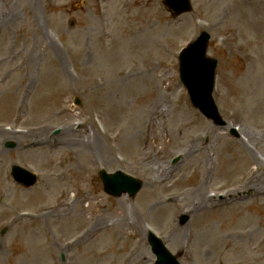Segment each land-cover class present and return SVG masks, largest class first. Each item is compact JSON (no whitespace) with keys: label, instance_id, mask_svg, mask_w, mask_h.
Segmentation results:
<instances>
[{"label":"rangeland","instance_id":"rangeland-1","mask_svg":"<svg viewBox=\"0 0 264 264\" xmlns=\"http://www.w3.org/2000/svg\"><path fill=\"white\" fill-rule=\"evenodd\" d=\"M192 2L193 11L173 17L162 0H0L7 17L0 21V125L10 131L0 134V264H154L149 228L181 264H264V0ZM204 28L212 34L209 54L219 58L214 97L224 125L191 104L179 79L178 52ZM141 39L147 44L130 43ZM131 63L129 76L123 70ZM148 82L144 93H124ZM157 83L168 95L162 108L173 115L184 106L189 115L166 121L178 128L168 139L147 123L133 126L137 149L122 153L120 137L102 131L118 132L121 98L138 110ZM40 125L51 139L42 156L27 136ZM89 137L97 139V153ZM145 137L155 147L144 148ZM13 164L35 171V185L14 181ZM156 166L172 176L156 179ZM101 168L124 170L142 187L134 196L109 195ZM200 184L216 201L191 211ZM40 186L49 199L27 195ZM225 191L246 196L227 203ZM87 228L93 231L76 245Z\"/></svg>","mask_w":264,"mask_h":264},{"label":"bare ground","instance_id":"bare-ground-1","mask_svg":"<svg viewBox=\"0 0 264 264\" xmlns=\"http://www.w3.org/2000/svg\"><path fill=\"white\" fill-rule=\"evenodd\" d=\"M7 20L6 15H4V13H0V21H5ZM136 30L139 31L140 30V25H138L136 27ZM130 43H133V45L135 47H140L143 44H147L146 42H144L143 39L141 40H131ZM108 65L109 67H114L113 63L111 60H108ZM135 64L131 63L129 64L126 68H124L123 72L126 75L131 76L134 72V68H135ZM153 82V81H152ZM152 82H148L145 83L144 86H142L141 88H127L124 93L126 91H128V94H131L132 92L136 91V92H141L144 93L146 91L149 90V87L151 85ZM155 92L156 94L151 98V102L142 108H139L137 110V105L134 106V111H132L133 106L130 102H128L125 98H121L117 105H116V126L118 129V132H113L111 130L107 131V126L106 129L104 131H102V134L106 137H108L109 139H113V141L116 140V138L118 139L120 137V143L117 145V148H119L121 150V152L123 153V151H126V148L131 147L132 149H137V146L135 144V141L137 140V134H135V131L133 129V126H144V123L149 124V129L148 131L151 133L156 132L157 136H159L160 138L163 136L166 139H168L169 136L173 135L175 132H177L178 128H176V125L174 123H172L170 126L168 125V127H165V123L166 121L168 122H172L174 117H179V116H187L189 115L187 108L182 106V109H180L177 113H174L173 115H171L168 111L164 110L162 108V104L163 101L166 100L168 98V95L166 93H163V88L160 86L159 83L156 84L155 87ZM123 93V94H124ZM163 93L162 97H159V94ZM118 95H120V93L118 92ZM147 104V103H146ZM111 108L113 107L112 104H110ZM21 107H17V112L21 113ZM168 112V113H167ZM171 115V116H170ZM180 120H178L177 122H179ZM182 122V120H181ZM45 126H36L34 128L30 127V129L27 131V136L29 137L30 143L34 144L36 143L37 147L36 148H32L35 149V152L37 155L42 156V152H40L39 150H41L40 147H42L44 145V143L46 144H51L50 141V137L46 136V132L44 131ZM71 127H67L63 130V134L65 137V140L68 144H71V140L68 139L66 136H69L72 132ZM3 131V133L1 132ZM16 137H19L21 134L18 135V133L16 131H11ZM10 133V131L5 130V128H3L0 125V134L2 135H8ZM94 135L96 134L95 132H93ZM18 135V136H17ZM99 134H97L96 136L98 137ZM93 136V135H90ZM101 137H103L101 135ZM90 138V143L87 144L89 150L92 152H96L98 151V142L97 139L95 137H93V139ZM147 138L145 137V143L143 144L144 148H148L149 150L154 146L155 147V143H149V141L146 140ZM162 139V138H161ZM50 140V141H49ZM200 139L197 138L195 140V142L198 143ZM169 142H171V139L168 140ZM29 143V144H30ZM30 146V145H29ZM196 144L192 145L191 147H195ZM116 149V148H115ZM123 150V151H122ZM157 150V148H156ZM127 152V151H126ZM141 154H145V155H149V151L148 152H141ZM126 160V159H125ZM155 170L158 175H155V178H161L163 181H167L169 176H172V171L168 170L166 168H164V166H156ZM150 181H153L152 179H150ZM205 184V183H204ZM204 186L202 184H200L198 186V188L196 189V191L192 194L191 197V205H190V209L191 211L196 210L199 206L202 208L207 207V205H214L216 198L211 196L208 192H204L203 191ZM255 190V188H254ZM50 192L49 189L46 186H40L38 187L33 193H27V195H31L34 193H37V195H45L46 199H49L50 197ZM232 192V190H231ZM235 196H239L241 198H244V196H246L245 193L243 194H233V196H228V194L226 195V198L223 202H227L230 203V201H233L236 199ZM72 197V195H71ZM74 197L76 199L79 200L80 196L74 195ZM77 200V201H78ZM100 202V201H99ZM77 203V202H76ZM76 203L74 205H76ZM68 205V201H58L56 202V204L48 206V205H44V209L48 210L49 207H51V209H60L63 208L64 206ZM83 206H80V210H82ZM210 207V206H209ZM231 213H229V215L226 216V219L232 217L230 216ZM220 217V216H219ZM206 218V217H205ZM212 221L210 219L206 220V223L209 224V221ZM216 224V223H215ZM217 229V228H216ZM218 230V229H217ZM93 230L87 228L86 230L83 231L81 237L75 242L76 245H78L81 241L84 240V238L88 235V233H91ZM201 237H203L201 235ZM98 238V237H96ZM95 238V239H96ZM94 239V240H95ZM193 241L195 242V240L193 239ZM99 241H94V244H98ZM73 243V244H75ZM89 247V245H88ZM91 252V250H90ZM82 254V252H81ZM86 254V253H85ZM104 257H102L100 259V261L103 260ZM79 260H82V258H79ZM140 261H143V257H140L139 259ZM98 264H101V262H99Z\"/></svg>","mask_w":264,"mask_h":264},{"label":"water","instance_id":"water-1","mask_svg":"<svg viewBox=\"0 0 264 264\" xmlns=\"http://www.w3.org/2000/svg\"><path fill=\"white\" fill-rule=\"evenodd\" d=\"M169 5L174 8L178 7L177 3L173 0H171ZM179 11L180 10H178V12ZM208 39L209 35L203 33L199 39L184 50L180 56V72L182 79L189 88L194 104L201 108L204 107V109L210 106V99L207 92L211 87L209 78L212 75L216 63L213 59L206 58L205 56ZM13 174L16 180L27 185L33 184L36 180L33 174L19 167L13 169ZM101 175L106 184V190L114 194H120L122 191L126 190L130 193H134L140 187V183L137 180L131 179L120 173L112 176L102 171ZM153 241L158 245V252L156 251L158 255L157 264H175V259L169 255L162 244H159L156 240Z\"/></svg>","mask_w":264,"mask_h":264}]
</instances>
